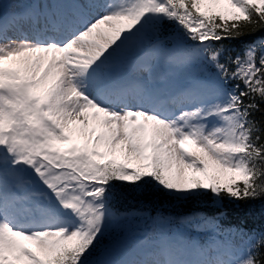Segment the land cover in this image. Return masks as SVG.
<instances>
[{
  "label": "snow or ice",
  "instance_id": "6c2138e0",
  "mask_svg": "<svg viewBox=\"0 0 264 264\" xmlns=\"http://www.w3.org/2000/svg\"><path fill=\"white\" fill-rule=\"evenodd\" d=\"M260 31L264 0L4 14L0 264H264V227L222 223L224 200L264 199V36L223 43ZM122 186L195 207L123 209Z\"/></svg>",
  "mask_w": 264,
  "mask_h": 264
},
{
  "label": "trees",
  "instance_id": "16d2710c",
  "mask_svg": "<svg viewBox=\"0 0 264 264\" xmlns=\"http://www.w3.org/2000/svg\"><path fill=\"white\" fill-rule=\"evenodd\" d=\"M264 36V31H260L250 36H243L236 40L224 41L223 43L233 46L237 49L249 40L255 39L256 37ZM259 116V114H257ZM124 190L129 193L126 199L121 202L123 209H133L140 206L141 203L147 204L152 208H160L162 205L167 211L173 213L188 212L193 210L195 207V201H190L182 207L174 206V202L162 195L159 192H154L148 189L142 196H137L134 191L128 186H122ZM223 209L227 212L226 217L222 223L227 225H238L248 229L256 228L259 230L264 227V199H258L255 201H228L224 200ZM204 211H215L213 208H204ZM133 225L129 226L130 229Z\"/></svg>",
  "mask_w": 264,
  "mask_h": 264
},
{
  "label": "rangeland",
  "instance_id": "374dc122",
  "mask_svg": "<svg viewBox=\"0 0 264 264\" xmlns=\"http://www.w3.org/2000/svg\"><path fill=\"white\" fill-rule=\"evenodd\" d=\"M31 2V0H0V14H2L5 10L4 8H13L15 11H19L21 8L25 7L27 3ZM19 5V7H14L13 5ZM10 35L15 34L13 32L9 33ZM133 225L130 229L128 228L129 235H135L140 227L143 226V221L138 218H132L129 222V226Z\"/></svg>",
  "mask_w": 264,
  "mask_h": 264
}]
</instances>
